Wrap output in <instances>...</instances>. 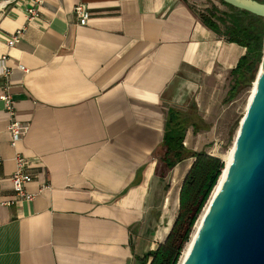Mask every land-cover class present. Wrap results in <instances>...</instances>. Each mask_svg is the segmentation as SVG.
I'll list each match as a JSON object with an SVG mask.
<instances>
[{"label":"crops","instance_id":"crops-1","mask_svg":"<svg viewBox=\"0 0 264 264\" xmlns=\"http://www.w3.org/2000/svg\"><path fill=\"white\" fill-rule=\"evenodd\" d=\"M245 51L205 26L190 0H0V96L8 87L27 127L11 146L0 98V264H143L163 242L161 199L194 160L160 178L164 134L186 129L184 146L200 151L187 147V119L210 128L206 83L231 74ZM17 153L31 162L34 196L6 205Z\"/></svg>","mask_w":264,"mask_h":264},{"label":"water","instance_id":"water-1","mask_svg":"<svg viewBox=\"0 0 264 264\" xmlns=\"http://www.w3.org/2000/svg\"><path fill=\"white\" fill-rule=\"evenodd\" d=\"M222 1L264 17V2ZM255 81L225 178L182 264H264V48Z\"/></svg>","mask_w":264,"mask_h":264},{"label":"trees","instance_id":"trees-1","mask_svg":"<svg viewBox=\"0 0 264 264\" xmlns=\"http://www.w3.org/2000/svg\"><path fill=\"white\" fill-rule=\"evenodd\" d=\"M229 8L220 11L217 7L207 13L199 14L201 21L209 29L221 35L228 42L243 46L246 51L236 67L232 69V84L224 99L232 100L239 90L249 86L255 78L261 61L264 43V17L254 15L248 11L238 9L219 0ZM264 2V0H257ZM192 109L193 105L190 106ZM198 118V119H197ZM192 113L187 123L194 125L193 132L208 129L207 124L197 125L199 117ZM177 125L185 127L180 119L174 120ZM186 129H168L164 134L161 154L158 157L156 174L164 178L167 173L181 160L193 157L194 160L188 170L179 192V209L174 222L162 243L144 255L143 264H177L184 244L189 240L191 229L200 212L208 201L210 194L221 174L224 163L213 155L204 151H192L184 144Z\"/></svg>","mask_w":264,"mask_h":264},{"label":"rangeland","instance_id":"rangeland-1","mask_svg":"<svg viewBox=\"0 0 264 264\" xmlns=\"http://www.w3.org/2000/svg\"><path fill=\"white\" fill-rule=\"evenodd\" d=\"M190 5L199 14L207 13L210 9L214 8L213 6L217 7L220 11H229V8L223 5L219 0H190ZM231 84V74L226 77H217L207 81L204 98V105L206 107L204 108L205 112H212L210 116L211 123L209 125L210 128L211 126L213 127L212 129H199L196 133L193 132V134L190 132L193 141L192 143L187 142V147L192 149L193 146H196L200 151L214 155L222 162L223 156L229 151L234 141L240 120L245 113L247 101L253 87L251 82L249 86L239 90L232 100L225 102L224 99L227 96ZM208 108H210L209 111L207 110ZM180 184L182 185V183L179 182L174 184L175 188L173 194L169 198V204L166 207H164L166 197L161 199L162 205L159 208V213H161L160 228L163 236L162 241H164V235L166 232L168 234L178 213ZM193 228L194 225L191 229V233Z\"/></svg>","mask_w":264,"mask_h":264},{"label":"built area","instance_id":"built-area-1","mask_svg":"<svg viewBox=\"0 0 264 264\" xmlns=\"http://www.w3.org/2000/svg\"><path fill=\"white\" fill-rule=\"evenodd\" d=\"M32 2H35V1H32ZM32 2L28 6V9H27L28 23L31 22L38 15V11L36 7L34 6V4H32ZM73 13L76 16L78 26L88 25L90 13L85 3L76 4L73 8ZM24 30H25V27L22 26V27L16 28L11 33L10 38L7 40L8 47H13L20 41L24 33ZM5 60H6V56H2L1 61L3 62ZM18 67L22 71H25L22 65H18ZM3 73L8 74L9 69L7 67H4ZM0 98L4 103V108L6 112L9 115L7 131L10 135V145L15 146L16 143L26 133L27 127L15 117V105L10 96V93L8 92V87L5 88ZM15 161H16V166L10 176L14 196L12 199L4 201V204L6 205H13L19 201H31L34 196L33 194L29 193L26 190V186L33 179L31 173L28 170L29 167L31 166V162L29 161L28 158L24 157L20 153L16 154Z\"/></svg>","mask_w":264,"mask_h":264},{"label":"bare ground","instance_id":"bare-ground-1","mask_svg":"<svg viewBox=\"0 0 264 264\" xmlns=\"http://www.w3.org/2000/svg\"><path fill=\"white\" fill-rule=\"evenodd\" d=\"M255 84H256V81L252 84L253 87H252V89H251V93H250V96H249V98H248L247 105H248V103H249V101H250V99H251V97H252L253 92H254ZM247 105H246V108H247ZM245 110H246V109H245ZM241 120H242V119H241ZM241 120H240V121H241ZM238 130H239V126H238V129H237V133H238ZM237 133H236V136H237ZM236 136H235V138H234V141H233V143H232V145H231L229 151L223 156L224 167H223V169H222V172H221V174L219 175V178H218V180H217V182H216V184H215V186H214V188H213V190H212V192H211V194H210V197H209L208 201L206 202L205 206L203 207L202 211L200 212V214H199V216H198V218H197V220H196V222H195V224H194L193 231H192V233H191V235H190V237H189V240L186 242V244H185V246H184V248H183V250H182V253H181L180 259H179V261H178L177 264H182L183 261L185 260L187 254H188V252H189V250H190V247H191V244H192L193 238H194V236H195V234H196V232H197V230H198V228H199V226H200V223H201V221H202V219H203V216H204V214H205V212H206V210H207V208H208V206H209V203H210V201L212 200V198L215 196V194L219 191V189H220V187H221V185H222V183H223V180H224L225 175H226L227 167H228V165L230 164L231 159H232L233 149H234V142H235ZM168 204H169V199L167 198L166 201H165V207H166Z\"/></svg>","mask_w":264,"mask_h":264}]
</instances>
